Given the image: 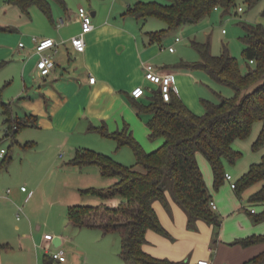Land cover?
Segmentation results:
<instances>
[{"label":"crops","instance_id":"obj_1","mask_svg":"<svg viewBox=\"0 0 264 264\" xmlns=\"http://www.w3.org/2000/svg\"><path fill=\"white\" fill-rule=\"evenodd\" d=\"M63 7L65 12L56 9L52 11L51 18L43 11L46 17L37 14L38 27L20 35L19 39L24 43V47H20L21 41L16 49L1 47L0 61L10 64L11 76L8 77H12V81L18 83L14 97H18L19 102L13 105V114L19 117H37V125L29 126L35 130L31 135V141L26 143L31 147H25L26 144L22 145L16 138V143L23 150L21 152L24 158L32 157L45 164H51L53 159L66 158L68 161L66 174L71 182H66L65 185L73 187L84 196L80 192L81 189L95 185L99 188H109L118 179L103 176L98 165L83 168L70 165L69 162L77 151L91 149L112 158H121L127 153V148L131 149L128 145L119 147L117 140L104 136L100 129H106L110 133L126 130L150 153L165 143L163 137L157 139L150 137L151 129L148 123L153 118V113L146 107L152 103L155 90L151 86L155 85L145 79V64L151 63L158 71L171 73L174 76V86L176 89L177 86L180 88L186 104L200 115L202 109L186 98L184 93L182 84L184 76L181 74L187 75L190 72L175 68V64L167 65L163 62L164 52L169 50V48L164 50L162 45L165 36L162 39L153 38L152 34L158 31L145 30L139 26L136 18L126 14L128 10H125V6L119 11L112 8L108 11L91 12L93 30L84 36L86 41L84 52L77 51L71 43L72 38L82 31L78 13L66 5ZM69 23H73L76 28L66 30ZM166 28L167 24L160 30ZM33 37L39 39L51 37L57 43V52L52 51L55 66L49 75H41L37 68L39 55ZM174 52L176 51L171 53ZM91 76L96 77L95 83L90 82ZM190 85L196 89L192 81ZM137 86L147 87V94L139 99L132 96V91ZM177 94L179 96L178 89ZM18 109L22 110V115L16 112ZM11 161L12 155L8 151L6 160L8 167L5 166L6 162L2 163L7 172H0V245H6L0 247V264H90L89 256L80 244L81 235L78 237L76 234L88 229L99 232L93 235L98 245L102 243L104 247L110 246L109 233L104 234L99 228H79L69 220L65 222L63 229L52 234L51 240L45 238L50 232L46 231L44 234L29 232L31 224L28 216L25 220V217L18 219L16 216L17 221L22 222L15 224V214L23 213V207L17 202L22 197L28 202L34 193L26 200L29 191H22L21 187L24 185L20 186L19 182L13 179L14 176L10 172ZM198 161L212 201L217 205L214 211L222 219L218 237L215 227L204 220H198L189 227L186 212L173 200L171 194H168L167 205L159 200L154 202V208L167 235L149 230L144 250L159 259L187 264H198L199 260L203 259L209 260L210 264H244L256 257L264 248L262 245L234 244L257 232L250 219L246 202L242 195L237 194L238 197L234 195L231 190L233 188L228 183L220 190L213 191L212 166L202 155H199ZM248 170H243V174ZM257 184L259 188L256 192L264 183ZM120 200V197H116L109 201L103 200L100 204L112 202L117 205ZM79 201L77 202L83 203ZM251 203L253 204L249 199L248 204ZM66 205L68 208L72 206L68 202ZM28 213L32 218V214ZM37 229L39 231L41 227ZM66 245L72 246V251L67 250ZM59 248L71 253L66 261L55 260L53 254L51 255L50 249H54L56 253ZM118 256L127 264L119 251ZM105 259L101 258L99 264H108Z\"/></svg>","mask_w":264,"mask_h":264},{"label":"trees","instance_id":"obj_2","mask_svg":"<svg viewBox=\"0 0 264 264\" xmlns=\"http://www.w3.org/2000/svg\"><path fill=\"white\" fill-rule=\"evenodd\" d=\"M57 1L66 5L65 0ZM170 1L169 4L140 1L130 6L126 14L139 20L149 17L163 20L167 28L152 34L153 38L162 39L167 32L182 25L199 23L216 8L230 13L236 6V0ZM258 1L260 0H248L250 5ZM10 2L18 5L28 16L30 8L37 6L48 17H52L50 0ZM244 28L246 35L243 37V56L249 62L246 72L241 70L238 59L227 48L222 55L216 56L212 53L209 42L195 40L192 46L199 52L201 61H182L174 65L180 70L199 68L207 71L218 83L232 87L234 96H220L218 103L205 102V114L199 116L176 93H173L170 101H165L157 90L146 109L153 113V118L148 123L150 137H163L165 143L162 147L148 153L126 130L110 133L106 129H100L104 136L117 140L119 147L130 146L137 166L124 165L109 155L91 149L77 151L69 162L80 168L98 165L103 176L118 179L109 188L91 187L80 190L84 195L98 196L107 201L120 197L117 205L112 202L96 206L72 205L69 207L68 220L79 228H99L104 234L118 232L121 236L120 255L127 264H187L159 259L144 250L149 230L167 235L154 208V202L159 200L167 205V195L171 194L173 200L186 212L189 227L198 220H204L215 227L218 237L222 219L211 207L212 195L199 165L198 154H202L211 164L214 184L219 188L226 180L224 160L227 158L236 162L241 156L239 151L233 149V143L238 138H248L257 122L262 123V128L253 143V149L259 150L264 146V26L244 24ZM0 105L6 125L18 128L12 140H16L22 128L37 125V117H19L13 114V104L2 99L1 88ZM25 147L30 148L31 145L28 143ZM7 159L8 154L3 164ZM259 182L264 183V156L260 162L251 164L249 170L237 181L235 190L241 196L245 190ZM250 201L264 205V184L252 195ZM251 214L257 223L264 220V211ZM258 242H264V235H252L234 244L250 246ZM244 264H264V253Z\"/></svg>","mask_w":264,"mask_h":264},{"label":"rangeland","instance_id":"obj_3","mask_svg":"<svg viewBox=\"0 0 264 264\" xmlns=\"http://www.w3.org/2000/svg\"><path fill=\"white\" fill-rule=\"evenodd\" d=\"M140 1H156L162 4L171 3L170 0H65L66 7L72 9L76 13H78L81 6L85 7L90 12L94 10L108 11L112 8L119 11V9H123L124 6L125 10H128L130 6H134ZM50 2L52 4V11L60 9L65 12V8L59 5L55 0H50ZM240 8L242 9L241 11L239 10ZM37 14L46 17L42 10L37 6L31 7L30 16H28L18 5L10 2V0H0V49L1 47L16 49L21 41L19 39L20 35L31 32V30L38 27ZM137 20L139 21L138 25L144 27L145 30L159 31L161 28L166 27L165 22L156 17H149L146 20ZM244 24L264 26V0H260L254 5H250L248 0H236V6L230 13H225L222 8H219L214 10L211 15L207 16L199 23L182 25L167 32L162 41L164 50L173 46L176 52L171 53L169 50H166V52H164L165 60L163 62H166L167 65H174L182 61L190 63L201 61L199 52L192 46V42L195 40L202 43L209 42L211 44V51L216 56L222 55L225 52V48H227L230 53L238 59L241 70L246 72L249 62H247L243 56V37L246 35ZM75 28L76 27L73 23H69L66 30L70 31ZM176 37L180 38L181 42H176ZM172 61H174V63H170ZM1 62L2 61H0V88L2 89V99L5 102H11L14 105L15 102H19V99H17L18 97H14L18 83L15 81L13 82L12 77H8L11 76L10 69L12 68H9L10 64ZM188 72H190V74H181L184 76V78H182L184 93L186 98L194 102L198 108L202 109L201 115L195 113L186 104L181 96L180 88L178 86L177 89L179 97L184 104L199 116L205 114V102L218 103L220 102V96L232 97L235 94L232 87L218 83L203 69L195 68ZM190 81L194 83L195 90L190 85ZM151 88L155 91L158 90L156 86H151ZM152 96L153 94H151V97ZM16 112H20L19 115H22L23 113L21 109L16 110ZM6 127L7 125L5 123L3 108L0 105V132L2 134L5 133ZM261 128L262 123L257 122L248 138H238L235 140L233 143V149L241 153V156L237 158L236 162H232L227 158L223 162L225 172L231 174L236 183L241 175H243V170H248L251 164L260 162L264 156V146L259 150L253 149V143L256 141ZM34 131L35 130L30 127H24L19 130L16 138L22 143V145H25L27 142L31 141L30 138ZM0 147L6 148L12 155V161L10 162L12 168H10V172L14 176L13 179L18 181L20 186L23 184L29 192L32 191L34 193L32 196L33 198L28 202H25L23 197L20 198L18 202L16 201L19 206L23 207L21 219L22 217H25V220L27 219L26 216H28V219L30 220H28L32 227V229L31 227L29 229L30 233L44 234L47 231L52 235L56 233L57 230L63 229L65 222L68 221L69 208L66 205L67 202L71 205H97L103 201L101 198L94 195L81 196L77 190L73 189V187L65 185L66 182H71L66 174L68 169L66 166L68 162L66 161V158H57V160L53 159L51 164L38 162L32 157L25 156L24 158V155L21 152L23 150L20 148L19 144L16 143V140L12 139L1 141ZM126 151L127 153L123 155V157L113 158L122 164L124 163V165L136 167L137 160L134 152L130 148H127ZM146 152L150 153V151ZM26 155H28V153H26ZM199 155L202 154H198V157ZM204 159L208 163V160L205 157ZM7 165H9L8 162H6L5 166ZM0 172H7L6 168H3V165L0 166ZM7 177L8 179L10 178L9 176ZM226 183H228L229 186L231 185L229 181L225 180L219 188H216L213 180L211 188L213 191H217ZM8 187L12 186L8 185ZM94 187L99 188L98 185H95ZM258 188L259 185L254 184L242 193V197L246 202L249 215L252 216H250V219L257 229V232L254 233V235L261 236L264 235V220L257 223L254 220V215L251 214L250 211L254 209L257 214H260L264 211V205L256 202L248 204V200L251 199L252 195L256 193ZM231 190H233L234 195L237 196L236 191L234 189ZM78 200L83 203H78ZM28 212L32 214V218ZM16 216L17 215L15 214V224L21 223L22 221H17ZM39 226L41 229L38 231L37 228ZM97 233L99 232L93 229L76 233L78 237L81 235L79 238L80 244L84 252L88 254L89 257H87L89 258L90 264H99L101 258H106L105 260L108 264H124L122 259L118 256V251L120 252L121 248L119 233H109V235H111V243L109 247H104V244L102 245V243L100 245L96 243L93 235ZM14 238L15 237H13V240L15 241ZM253 245H262L264 247V242H258ZM66 246L67 250L69 249L72 251V246ZM60 250L65 251L63 248H59L57 251ZM54 252V249H50L51 255ZM263 253L264 248L257 255ZM65 254L67 258L71 253H66L65 251Z\"/></svg>","mask_w":264,"mask_h":264},{"label":"built area","instance_id":"obj_4","mask_svg":"<svg viewBox=\"0 0 264 264\" xmlns=\"http://www.w3.org/2000/svg\"><path fill=\"white\" fill-rule=\"evenodd\" d=\"M218 9V8H216ZM242 10L241 8L239 9ZM78 17L82 25V31L79 35H76L72 38L71 43L73 47L79 51L84 52L86 49V41L84 36L93 30V16L90 11H88L85 7H80L78 10ZM225 32V30H224ZM180 41V38L176 39ZM33 41L35 42V47L37 54L39 55V60L37 63V68L41 75L46 76L49 75L53 67L55 66V62L53 60L52 51L57 52V43L54 38L46 37V38H36L33 37ZM20 47H24V43H20ZM171 52L175 51L173 46L169 47ZM253 62V60H251ZM145 79L150 82L151 84L155 85L158 90L160 91L163 99L165 101H170L172 98L173 93L177 94V89L174 86V76L171 73H164L157 70L156 66L148 63L145 64ZM96 77L91 76L90 82L95 83ZM147 94V87L144 86H137L132 91V96L136 99H139ZM178 95V94H177ZM17 126H10L7 125L5 133L2 134L0 132V142L6 139H13V135L17 130ZM8 154V150L4 147H0V166L2 165L3 161L6 159ZM226 180L231 183V187L233 189L236 188L237 183L233 181V176L229 173H226ZM22 191L27 192V188L25 186L21 187ZM10 192V189L8 190ZM33 192H29L27 195L26 200H29ZM211 207L213 210L217 209V205L214 201H211ZM20 212H22V207H20ZM252 212H255L253 209ZM17 218H21V213H18ZM45 238L51 240L53 237L51 234L45 235ZM53 258L58 261H66V254L64 250H60L56 253H53ZM198 264H210L209 260H199Z\"/></svg>","mask_w":264,"mask_h":264}]
</instances>
